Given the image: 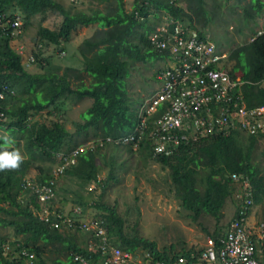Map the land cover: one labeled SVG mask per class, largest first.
Instances as JSON below:
<instances>
[{
  "label": "trees",
  "instance_id": "obj_1",
  "mask_svg": "<svg viewBox=\"0 0 264 264\" xmlns=\"http://www.w3.org/2000/svg\"><path fill=\"white\" fill-rule=\"evenodd\" d=\"M99 2L105 10L99 7L72 10L57 0H0V12L23 15V29L34 15L44 18L54 13L60 16L56 29L41 25L36 37L41 45L59 49L65 63L53 64L50 58L42 57L40 46L32 51V65L36 62L40 69L30 72L11 46L10 32L2 34L0 30V85L13 91L12 94L4 92V99L0 100L5 116L0 129L7 133L5 137L0 134V146L4 145L6 137L15 143L18 133L25 157L18 169L0 171V226L12 228L14 236L20 237L15 241H0V264H29L28 258L32 259L31 264H76L73 261L75 254L99 263L102 258L100 238L93 231L80 230L77 225L88 207L95 208L96 218L103 221L107 248L116 246L129 253L140 248L147 250L153 260H163L167 264H181L178 258L185 259L182 264H198L202 249L159 250L156 242L143 238L134 226L128 229L127 215L117 212L115 202L109 204L101 200L106 184L117 180L114 168L124 166L122 161L116 163L113 160L116 151L137 152L143 162L153 160L165 168L173 196L194 222L202 216L220 221L225 201L237 187L232 174L248 177L254 204L264 201V176L253 155L257 136L240 130H231L227 135L219 132L200 137L197 142L180 144L172 154L155 155L148 138L151 126L147 123L140 135L137 110L132 108V101L124 89V80L134 63L155 59L167 64V59H172L167 48H156L148 39L162 15H166V22L179 21L201 32L210 22L204 8L205 0H132L130 11L125 9L124 0ZM181 2L185 4L181 5ZM244 6L243 16L251 20L263 8L264 2L248 0ZM252 8L256 13L251 11ZM93 24L96 25L94 32L83 38L72 54L71 59L79 62L80 68L69 65L65 50H68L72 33L78 27ZM219 67L233 79L239 77L244 82L240 90L248 108L264 107V29L251 36L250 41L232 48ZM261 81L263 83L259 84ZM83 98L91 99V103L80 114L72 131L55 109L48 110L62 99L74 104ZM41 112L45 113L48 122L31 120V115ZM129 136L135 139L142 136L135 149L132 143H115ZM87 142L92 143L76 156L75 162L55 175L54 168L60 164L58 155L69 153ZM8 150H14V147L11 145ZM103 150L111 152L109 160L98 161L104 157ZM105 169V177L99 180L100 171ZM30 170L36 171L33 184L52 181L55 198L59 197L62 204L71 201L80 209V214L67 212L74 221L72 224L54 228L39 218L42 208L37 196L29 187H24ZM90 182L101 188L98 201L92 202V193L86 191ZM48 208L52 210L50 205ZM57 209L60 211H53H65L63 205ZM51 219L56 220L54 215ZM223 233L218 230L211 235L217 245L219 238L225 235ZM77 236L82 242L90 239L89 246L76 244ZM24 251L27 255L22 254ZM263 256L258 258L262 264Z\"/></svg>",
  "mask_w": 264,
  "mask_h": 264
},
{
  "label": "built area",
  "instance_id": "obj_2",
  "mask_svg": "<svg viewBox=\"0 0 264 264\" xmlns=\"http://www.w3.org/2000/svg\"><path fill=\"white\" fill-rule=\"evenodd\" d=\"M22 24L19 16L11 19L6 14H0V30L3 34H6L5 31L9 29L6 25H9L13 28L10 35L17 37ZM209 36L207 28L199 32L182 22L169 21H164L149 33L150 43L159 49L167 48L170 58L174 59H167L166 66L156 76L158 87L142 98L137 109L140 135L144 133L147 123L151 126L148 138L155 155L172 154L180 144L197 142L200 137L219 132L227 135L231 130L264 138V107L248 108L245 105L240 90L244 82L239 77L233 79L219 67L220 61L228 54L219 50ZM33 56L31 52L27 54L24 60L26 66L34 61ZM141 137L135 139L129 136L115 143H132L135 149ZM84 148L85 145L77 147L64 155L62 164L55 168V175L60 174L68 164H73ZM231 178L237 184L235 192L240 205L225 235L219 238L218 245L213 238H207L199 254L198 264H262L258 259V248L264 252V222L259 223L255 239L246 228L247 211L253 205L251 184L246 176L232 174ZM31 187L41 203H47L54 196L52 181ZM76 210L74 212L80 214ZM50 214L56 218L51 222L54 228L74 222L70 216L47 208L43 209L41 218L47 222ZM77 225L80 230L93 231L100 238L102 258L99 263H94L75 254L73 261L76 264H167L163 260H153L145 250L129 253L116 246L107 248L106 228L99 218L79 219ZM3 246L8 247L5 244ZM28 259L27 262L31 264L32 259ZM178 262L182 264L185 259L178 258Z\"/></svg>",
  "mask_w": 264,
  "mask_h": 264
},
{
  "label": "rangeland",
  "instance_id": "obj_3",
  "mask_svg": "<svg viewBox=\"0 0 264 264\" xmlns=\"http://www.w3.org/2000/svg\"><path fill=\"white\" fill-rule=\"evenodd\" d=\"M57 1L72 10H87L89 7H99L101 10H105V6L99 0H78L76 3L71 2V0ZM261 1L264 2V0ZM247 2L248 0L242 2L238 0H205V12L207 19L210 20L207 28L214 45L219 50L229 53L232 48L238 44L250 41L251 36L264 29V6L255 15L254 19L248 20L243 16V8L246 7L244 5ZM124 3L125 9L130 11L132 0H124ZM184 4V2H181V5ZM251 11L256 13L254 8ZM165 16L164 14L161 18ZM144 20L147 21L146 19ZM151 20L153 21V18ZM60 21L61 17L54 13H49L44 18L41 15L32 16L30 22L23 29L22 38L19 37V40L13 41V43H16L14 48L25 59L33 47H38V44H41L36 37L38 27L43 25L50 29H56ZM95 28L96 25L94 24L88 27H78L72 33L71 41L66 47L68 50H65V56L67 54L65 59H68L66 63L68 62L69 65L80 68L81 64L71 59L72 54L82 39L90 36ZM41 47L40 54L42 57L50 58L53 64L62 65L64 63V60H62L63 53L59 49L44 44ZM165 65L162 60L146 59L145 61L136 62L130 67V75L124 80V89L132 101L134 110H137L142 98L158 87L156 74ZM25 69L32 72L40 68L34 62L33 65ZM237 75H239V71H237ZM90 103L91 99L88 98H83L74 104L69 100L62 99L57 102L55 107H50L48 110L55 109V113L64 118L67 128L72 131L74 130V123L80 120V114L89 107ZM31 120L48 122L44 112L31 115ZM0 134L5 137L7 133L5 130H0ZM15 138L16 142L12 146L23 155V143L18 133ZM263 148L264 144L262 142L257 143L253 155L258 168L261 170V175L264 176ZM102 152L104 157L98 161L109 160L111 152H106L105 150ZM113 158L116 163L122 161L124 166H116L114 168L113 173L117 180H111L106 184L101 200L109 204H114L115 202L117 212L127 215L128 222L126 225L129 226L128 229L134 226L143 238L156 242L159 250H162V248H173L174 251L180 252L187 249L188 246L196 248V251L201 250L204 248L207 238L211 237L215 231L226 232L231 218L228 214L229 211L224 212L219 222H216L210 216H202L196 222L188 217V211H185L180 206L179 201L173 196L169 188L168 172L159 163L153 160L143 162L137 152L128 154L126 151H116ZM35 174V170H30L27 178L32 179ZM105 175L106 169L105 171H100L99 180L103 179ZM86 191L92 193V202L98 201V196L102 192L101 188L94 182L88 184ZM56 200L55 208L62 204L59 197L56 196ZM57 203L59 205H56ZM231 204L233 205L232 201ZM64 207L66 213L72 211L73 214L74 209L77 208L71 201L65 202ZM263 210L264 205L262 209L261 206L256 207V205L252 209L250 208V213L253 214V222L257 227L260 221H264ZM96 212L95 208L88 207L85 213H82L83 219L96 218ZM19 239L20 237L14 236L12 228L0 226V241H15ZM76 241L81 243L82 238L77 236ZM86 242H90V239H87ZM4 244L6 245V243ZM135 251L140 252L143 250L138 248Z\"/></svg>",
  "mask_w": 264,
  "mask_h": 264
},
{
  "label": "clouds",
  "instance_id": "obj_4",
  "mask_svg": "<svg viewBox=\"0 0 264 264\" xmlns=\"http://www.w3.org/2000/svg\"><path fill=\"white\" fill-rule=\"evenodd\" d=\"M72 2V1H71ZM74 3H76V2H74ZM0 14H6L7 15V17H9V18H11V19H14V17H16V16H19L21 19H22V22H23V24H22V26H21V33L16 37V36H11V41H10V44H11V46L14 48V46L16 45V43H13V41L14 40H19V37H21L22 36V33H23V25H24V19H23V15L22 14H20V13H18V12H15V13H6V12H0ZM161 23H164V17L161 19ZM179 22V21H178ZM160 23V21L154 26V28L153 29H155V27H157L159 24H161ZM6 27H9V29L8 30H6L5 32H10V34H11V31L13 30V28H11L9 25L7 26L6 25ZM194 29V28H193ZM204 29V28H203ZM208 29V28H207ZM2 33V32H1ZM3 34V33H2ZM22 38V37H21ZM38 45H40L41 46V44H38ZM36 49V46L35 47H33L31 50H30V52L32 53V51L33 50H35ZM14 50L18 53V51L14 48ZM19 55H20V53H18ZM228 54V53H227ZM27 56V55H26ZM20 57H21V64L25 67V68H28V67H30L31 65H32V63L29 65V66H26L25 64H24V60L25 59H23V55H20ZM1 86V91H0V93H2L3 94V97L2 98H0V100H3L4 99V92H10L11 94L13 93V91L12 90H9L8 88H7V86L6 85H3V84H1L0 85ZM142 100V99H141ZM141 102V101H140ZM140 102H139V104H140ZM1 106V105H0ZM139 106V105H138ZM137 109H138V107H137ZM0 113H2V115L0 116V126L3 124V122H4V120H5V116H4V113H3V111L1 110V107H0ZM1 129H2V126H1ZM0 129V130H1ZM12 143H13V141L11 140V138H5L4 139V145L3 146H0V171H5V170H15V169H18L19 168V166H20V164L24 161V159H25V157L23 156V155H21V153H20V151L19 150H11V151H9L8 150V147L9 146H11L12 145ZM92 142H87V143H84V144H82V145H80V146H84L85 145V147H87L88 145H90ZM88 144V145H87ZM80 146H78V147H80ZM77 148V147H76ZM75 149V148H74ZM71 152V151H70ZM69 152V153H70ZM69 153H60L59 155H58V159L60 160V164H58L55 168H57L58 166H60L61 164H62V162H63V160H62V157L64 156V155H67V154H69ZM54 168V169H55ZM33 182H34V180L33 179H28L27 178V180H26V182H25V184H24V187H29L31 190H32V187H31V185H35V184H33ZM43 185V184H42ZM33 191V190H32ZM36 194V193H35ZM36 196H37V194H36ZM37 199H38V197H37ZM53 200H55V194H54V196H53V198L51 199V200H49L47 203H41L39 200H38V202L40 203V206H41V208H42V210L39 212V218L41 219V220H43L44 221V219L43 218H41V214H42V212H43V209L44 208H47V209H49L48 208V205L53 201ZM50 211H53V210H50ZM55 212V211H54ZM64 214H66V213H64ZM67 215V214H66ZM51 216H52V214H50V216H49V221H44V222H46V223H48L49 225H51V222L52 221H54V220H52L51 219ZM68 216V215H67ZM52 226V225H51Z\"/></svg>",
  "mask_w": 264,
  "mask_h": 264
},
{
  "label": "crops",
  "instance_id": "obj_5",
  "mask_svg": "<svg viewBox=\"0 0 264 264\" xmlns=\"http://www.w3.org/2000/svg\"><path fill=\"white\" fill-rule=\"evenodd\" d=\"M260 32V31H259ZM259 32H257V33H259ZM259 142H262L263 144H264V138H261V137H258V139H257V143H259ZM263 152H264V148H263ZM262 152V153H263ZM56 198H55V200H53L49 205L51 206V208H52V210H59V209H57V207L55 208V206H54V204L56 203ZM231 201L233 202V205L231 204ZM64 204L65 203H63V204H61V205H63V209H65V207H64ZM56 205H59L58 203L56 204ZM60 205V206H61ZM240 205V201H238V199L236 198V192H235V188H234V190H233V193L226 199V201H225V204H224V206H223V209H222V212H223V214H224V212H227V211H229L228 212V214H229V216L231 217L230 218V221H229V223L231 222V220H232V218L235 216V214H236V211H237V208H238V206ZM254 205H256V207H260L261 206V209H262V206L264 205V201H263V203L262 204H254L253 203V205L251 206V209H252V207L254 206ZM59 206V207H60ZM76 209H78L79 210V212H80V209L79 208H75L74 210H76ZM250 210V209H249ZM60 211V210H59ZM62 211V210H61ZM63 212L64 213H66L64 210H63ZM263 212V211H262ZM75 213V212H74ZM253 213V212H252ZM67 214V213H66ZM83 216V215H82ZM82 220H84L83 219V217L81 218ZM263 220H264V218H263ZM260 222H264V221H260ZM229 225V224H228ZM246 228L248 229V231L251 233V235L253 236V238L255 239V237H256V231H257V226H255V224H254V222H253V214H251L250 213V211H249V213H248V215H247V218H246ZM226 233V232H225ZM86 240L87 239H85V242H81V243H78L77 241H76V244H78V245H80L81 247H84L85 245H88L89 246V243L90 242H86ZM189 249H193L194 251H196V248H193V247H191V246H188V248L187 249H185V250H189ZM258 257L259 258H262V256L264 255L263 253L264 252H262V251H260V247L258 248ZM263 255H262V254ZM264 257V256H263Z\"/></svg>",
  "mask_w": 264,
  "mask_h": 264
}]
</instances>
